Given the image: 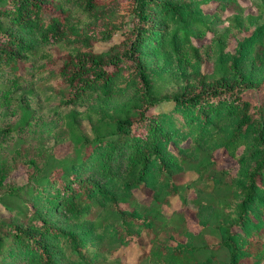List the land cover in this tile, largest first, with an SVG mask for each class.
Here are the masks:
<instances>
[{"label":"trees","instance_id":"16d2710c","mask_svg":"<svg viewBox=\"0 0 264 264\" xmlns=\"http://www.w3.org/2000/svg\"><path fill=\"white\" fill-rule=\"evenodd\" d=\"M208 1L0 0V112L11 102L18 110L14 121L0 116V264H102L143 233L148 248L135 264L264 259V79L241 67L259 30L229 52L251 16L233 15L216 34L213 14L201 11ZM206 32L217 60L204 74L193 37ZM116 35L107 50L95 48ZM148 48L173 61V77L152 67ZM184 57L197 64L188 75ZM31 81L55 103L58 122L45 133L31 128L39 110L24 103L31 89L10 95ZM124 91L112 108L76 107ZM18 167L23 183L10 179ZM182 174L188 181H177ZM182 188L194 191L197 231L163 210Z\"/></svg>","mask_w":264,"mask_h":264},{"label":"rangeland","instance_id":"374dc122","mask_svg":"<svg viewBox=\"0 0 264 264\" xmlns=\"http://www.w3.org/2000/svg\"><path fill=\"white\" fill-rule=\"evenodd\" d=\"M172 2L179 1V2H190L191 0H170ZM217 1L219 0H209L208 4H203L201 7L202 13L207 14H213L210 19L209 29L213 31L214 33H223L224 30L229 25V19L235 14H239L241 11L242 16L250 15L249 22L244 23V31L237 32L236 35H233L232 37L227 40V50L229 52H232L236 40L243 39L249 35H253L254 31L259 30V33L254 36L253 42L251 46L248 49V52H246L245 59L243 62H241V67L243 68L244 72L248 75H250L254 80L260 81L261 79H264V0H220V2L223 4L221 8H219V11H215V8L217 6ZM77 17H75L76 19ZM174 26V25H173ZM171 24L170 27L174 28ZM211 38L212 34L210 32H206L204 34H199V37H193V44L198 46L199 53H198V59L201 64V72L202 73H209L215 63H216V53L214 52L213 46H211ZM121 39V36L116 35L114 37V40L111 42L106 41H100L95 45V48L97 50H107L109 47L113 45L114 42H119ZM145 52L148 53L147 60H151L152 67L155 69H166L169 68V72L167 70L165 71V75H168V73H171L172 77L173 74H175L176 66L173 63V61L169 60L166 64H164V58L162 57L161 53L162 50L158 48H148L145 50ZM172 62V63H171ZM197 67V64L195 62L187 57H184V60L182 62V69L186 70V74L188 75L192 68ZM176 80V79H174ZM37 81H31L27 83H19L14 84L10 86L9 91L11 97L15 95L16 97L20 98L24 93H27L28 89H31V92L27 95V98L24 100V103L28 104L29 106L33 107L34 109L39 108L37 115H35V122L33 123V129L38 128V132H47L48 123L53 120L55 123L58 122V118L56 115L49 114L50 110L53 109L54 104L51 103V101L46 100L42 95L43 93L39 88L35 87V83ZM165 89L166 86L164 87ZM42 94V95H41ZM129 96V91H124L121 93L113 92L109 95L108 98L101 97L100 95L94 94L90 96V99L87 101H84L82 104H77L76 107L79 111H82L89 108H94L97 106H105L108 108H112L115 105H119L122 103L127 97ZM19 101V100H18ZM0 112V116L2 113H6V121L11 122L14 121L16 118H14V115L18 113V110H16L14 106V102H11L6 107H2ZM13 113V114H11ZM9 114V117H8ZM82 127L84 129H88V123L86 121H82ZM31 132V129L25 133H23V136L28 135ZM64 149H56V154L59 156H63ZM61 156V157H62ZM216 159L223 165L228 166L232 172H235L236 166L234 165L235 161L232 157H229L226 153L223 151H218L216 153ZM26 175L24 174V171L18 167L14 172H12L11 180H14L16 183H23L25 180ZM190 177L188 175H179L176 177L177 181H188ZM152 191L149 190H140L138 200H140V203L147 204L149 201V196ZM192 190H187L186 188H182L181 192H179V195L175 198H171V205L163 207L164 212L166 215H169L170 212L176 211L179 214H183L185 218L187 219L189 225L192 227L194 231H197V220H198V214L196 206L194 204V197L195 194ZM259 239V237H256ZM261 240H264V231H263V237ZM259 243V242H258ZM262 244V241L260 242ZM148 243L147 238L145 234L143 233L140 238L138 239V244L136 243H129L125 247L119 249L118 251L114 252L112 254L113 259L107 262H101L102 264H135L139 254L146 250ZM260 245H255L253 249L259 248ZM255 251V250H254ZM67 254L65 253L64 256ZM259 258V257H257ZM260 259V258H259ZM257 259V260H259ZM256 259L254 257H251L250 261L253 262ZM3 264H12L10 261H5ZM260 264H264V259L260 262Z\"/></svg>","mask_w":264,"mask_h":264}]
</instances>
